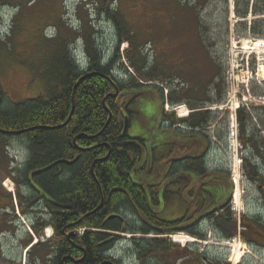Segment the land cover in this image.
<instances>
[{
    "label": "rangeland",
    "instance_id": "374dc122",
    "mask_svg": "<svg viewBox=\"0 0 264 264\" xmlns=\"http://www.w3.org/2000/svg\"><path fill=\"white\" fill-rule=\"evenodd\" d=\"M10 2L0 6V88L5 106H14L13 104L26 98L36 96L43 91L44 81L52 79L58 73V56L54 48L56 45L52 46V44L58 39L56 35L59 31L65 40L71 38L72 42V39L75 41L79 37V29L88 33L93 24L99 28L98 37L104 48L115 47L117 44L118 28L114 21L108 20L106 13H102L105 9L100 0H11ZM110 9H119L130 31L136 37V43L124 42L120 48L121 61L128 73L134 78H140V73L145 75L160 72L159 75L164 80L142 82L141 91H146L139 97V103L134 105L135 113L130 121L129 134L132 137L141 136L146 139L145 144L150 149L149 152L156 154L150 173L145 169L138 172L131 171L135 180L138 183L142 179L152 184L159 182L171 165L169 159L186 155V152H181L186 147L187 153L199 154L202 150L206 151L209 174L214 177L209 182L218 181L233 188L231 202L234 206L231 213L238 227L240 217H244V213L252 215L254 211L264 206V199L258 189L259 184L264 183V161L257 155H249V151L243 149L238 139L239 121L236 118L238 108L236 111L234 109L238 104V107L252 110L254 118L251 127L264 129L262 124L264 85L251 82L249 92L244 86L245 82L238 87L239 81H245L250 77L252 66L256 62L255 60L252 62V55L247 51L250 49L252 35L264 36V0H186V2L113 0ZM239 10L246 11V14L240 15ZM56 24L61 29H58ZM253 27L261 34H255ZM195 36L197 43L194 41ZM82 44V40H79V47ZM49 46L51 51L48 50ZM126 49H131L130 52L135 53L132 60L125 53ZM206 49L215 64L211 70L219 71L214 82L220 80L221 90L225 88L223 95L217 94L213 81L212 84L208 83L211 77L210 75L207 77L208 68L203 65ZM76 53L81 62H87L86 55L80 49ZM160 88L163 89L165 98L172 93L175 99H181L178 100L179 104L174 106L170 101H166L163 114ZM237 89L239 92L235 95ZM194 90H196L195 94ZM209 96L216 103L206 101ZM189 102L200 103L199 106H205L218 115L217 121L211 127L198 131L201 137H207L212 141L209 148H206L205 143L190 142L185 136L186 134L189 136L192 130L182 123L169 127L173 113L176 119H182L184 110L188 114L192 112ZM158 116H161L162 123ZM233 121L237 126V137L232 136V129L235 132ZM165 138L173 140V151L170 157L161 158L162 154H167L170 147ZM7 146L12 157L6 154ZM152 148L154 150H151ZM149 152H144V158L138 162L136 168L145 164ZM27 154L28 148L24 136H7L0 139V206L9 200L10 195L13 196L16 206L15 193L18 202H25V198L31 196L25 185L24 188H19L17 186L19 184L12 177H8L11 172V161L17 159L21 164L20 167L23 168ZM244 157H249V161H244ZM15 164H12L13 168ZM204 179L205 176L202 175L196 184L199 185ZM236 179L239 180V184L235 183ZM177 187V183L172 184V188ZM158 188L161 190L162 185ZM238 192L242 198L240 202H236L234 198ZM168 208L165 211L168 217L180 216L184 211V207L179 206L178 202L176 204L173 202L172 210ZM23 218L26 219L22 215V225L18 228V232L28 234L30 230H26L28 226ZM129 221L135 226L140 225L135 212L134 214L129 212ZM233 227L236 229L235 226ZM204 229H207L206 240L209 243L203 242L201 248L218 250L215 247H221L219 253L229 252L230 248L227 247L226 240L215 238L217 233L211 230V223L207 222ZM238 232L237 228L234 233L236 241L239 240ZM129 234H126L127 236L119 234L123 240L116 245L118 246L116 255H121V264H164L168 259L169 243L172 241L166 235L171 233L166 232L162 235L137 233L135 236ZM210 234L212 235L209 237ZM155 237L166 239L163 242L166 248L157 249L149 258L139 259L132 240L154 241ZM195 244L197 245V242H193L192 245ZM235 244L240 245L238 242ZM232 249L230 254H233V259L235 257L239 259L246 251L243 247L239 249L232 247ZM20 257L15 253L11 260L0 259V264L27 263L25 254Z\"/></svg>",
    "mask_w": 264,
    "mask_h": 264
},
{
    "label": "trees",
    "instance_id": "16d2710c",
    "mask_svg": "<svg viewBox=\"0 0 264 264\" xmlns=\"http://www.w3.org/2000/svg\"><path fill=\"white\" fill-rule=\"evenodd\" d=\"M10 1L0 0V6L10 4ZM100 1L105 9L102 13H106L109 21L116 23L119 31L115 47L104 48L98 37L99 28L93 24L88 33L79 29V37L75 41L72 39V42L71 38L65 40L59 31L56 35L58 39L52 44L56 45L54 48L58 56V73L52 79L44 81L42 92L8 107L4 104L0 88V139L24 136L28 148L27 162L17 170L24 177L28 172L40 171L38 182L43 189L44 201L49 210L54 211L47 223L53 221L58 230L62 222L64 225L75 224L78 228L86 227L83 235L79 236V243L85 248V253L81 250L75 253L77 262L73 264H111L106 255L120 237H111L105 230L143 235L170 233L175 224L173 217H168L165 211L168 207L172 210L176 196L179 206L184 207V216L189 222L222 218L223 222L229 224L221 211L230 204L233 189L218 181L210 183L214 177L209 174L206 151L202 150L199 154L187 153V147L181 151L186 152V155L169 159L171 165L159 182L152 184L142 179L138 183L135 180L131 171L145 169L150 173L156 154L149 152L146 139L129 134L130 121L135 113L134 105L139 103V97L146 91H141L142 82L164 80L159 75L160 72L145 75L140 73V78H134L128 73L121 61L120 48L124 42L136 43V37L119 9H110L113 0ZM238 13L245 15L246 11L239 10ZM55 26L61 29L58 24ZM252 29L255 34H261L256 28ZM79 40L83 42L82 51L87 57L86 69L77 66L75 62L73 47ZM194 41L197 43L196 36ZM48 50L51 51L50 46ZM130 51L131 49H126L125 53L132 60L135 53ZM205 53L204 67L212 63L207 72V77H211L208 83L212 84L213 81L217 94L223 95L225 88L221 90L220 80L214 82L219 71L211 70L215 67L214 60L208 50ZM116 71L119 74H115ZM117 89L119 93L114 96ZM160 95L162 114L166 101L174 106L181 100L175 99L172 93L165 98L162 88ZM205 100L216 103L211 96ZM199 105L200 103L189 102L193 112L182 119H176L174 113H171L169 127L182 123L192 130L189 136L184 135L190 142L205 143L206 148H209L212 141L201 137L198 131L211 127L218 115ZM158 117L162 123L161 116ZM253 118L252 110L245 107L238 109L240 142L243 149L249 151V155H257L264 161V135H261L264 129H253ZM126 119L128 126L125 130ZM262 122L264 124V120ZM165 139L170 147L161 158L170 157L173 151V140ZM145 151L149 152L145 164L136 168L144 158ZM7 154L12 155L10 151ZM243 159L249 161V157ZM202 175L205 179L197 185ZM175 183L178 184L176 189L172 188ZM159 185H162L161 190ZM129 212L138 215L139 226L130 224ZM226 212L231 214V210ZM112 213L125 214V222L121 219L106 222V218ZM217 213L221 217H215ZM182 218L184 217L180 219ZM228 227L230 230L233 225ZM231 231L234 233L233 229ZM153 240H132L140 259L153 256L159 248H166V245L163 246L166 239L155 237ZM70 249L74 247L71 246ZM167 262L168 259L164 264Z\"/></svg>",
    "mask_w": 264,
    "mask_h": 264
},
{
    "label": "flooded vegetation",
    "instance_id": "af4514ba",
    "mask_svg": "<svg viewBox=\"0 0 264 264\" xmlns=\"http://www.w3.org/2000/svg\"><path fill=\"white\" fill-rule=\"evenodd\" d=\"M11 172L8 177H12L19 188L25 185V188L29 191L31 196L25 198V202H18L17 194L15 193V201L13 196L8 197V201L4 202L0 206V259H10L17 253L19 256L27 257V263L24 264H73L77 262L74 254L80 250L85 253V248L79 243L80 232L75 224L64 225L61 223L60 230L54 227L52 223H47L51 216L54 214L53 210H49L46 204L45 196L42 192V188L39 185L38 175L40 171H31L26 174V177L21 175V171L17 168L10 166ZM24 188V187H23ZM33 189V193H32ZM258 189L261 191L262 199H264V183L259 184ZM35 190V193H34ZM176 192V190H175ZM176 195V194H175ZM232 195V193H231ZM1 196V194H0ZM178 197H175L174 203L176 204ZM224 206V205H223ZM233 208V204L230 198V204L224 206L221 211L223 218L229 220V224L223 222L222 218L217 219H202L201 221L189 222L183 213L180 216L173 217L174 226L171 233L174 239H171L170 250L168 256V264H264V206L254 211L252 215L244 213V217H240L239 225L237 227L236 220L232 217L233 213L228 214L227 210ZM24 215L25 222L27 224L26 230H30L28 234H20L18 228L22 225L20 216ZM124 216H126L124 214ZM221 217V214H216V217ZM49 217V218H47ZM179 217V218H178ZM181 217H184L180 219ZM181 221V222H179ZM127 222V221H126ZM211 223V230L217 233L215 238L226 240V245L229 247L228 251H222L221 247H215L218 250H212L208 247L201 248L203 242L206 244L209 241L207 238V229L205 224ZM123 223V222H122ZM127 224V223H125ZM235 226L232 227V225ZM17 225V227L15 226ZM124 225V224H123ZM223 225V228L221 227ZM231 226L234 230L241 228V234L236 241L234 233L229 230ZM49 227L52 228L53 233L48 234ZM225 227V229H224ZM225 230V231H224ZM228 231H230L228 233ZM108 235H118L120 231L107 230ZM232 234V235H231ZM212 234L209 235V237ZM193 239L194 241L187 240L188 242H181L182 238ZM16 238V239H15ZM120 240V238L118 239ZM118 242V241H117ZM193 242H197V245H192ZM240 243L239 247L246 249L238 259H233V254L230 252L235 248V243ZM242 243L244 245H242ZM217 244V243H213ZM221 245V244H219ZM242 245V246H241ZM73 246L74 249H70ZM115 246H112L113 249ZM110 249V250H111ZM109 250V251H110ZM108 251V252H109ZM20 257V258H21ZM111 264H121V261L115 258L112 254H107ZM71 263H69V261ZM14 261V260H12ZM21 263V262H20ZM19 263V264H20ZM143 264V263H142Z\"/></svg>",
    "mask_w": 264,
    "mask_h": 264
},
{
    "label": "built area",
    "instance_id": "2783aa9c",
    "mask_svg": "<svg viewBox=\"0 0 264 264\" xmlns=\"http://www.w3.org/2000/svg\"><path fill=\"white\" fill-rule=\"evenodd\" d=\"M250 53H252V59H254L256 62L255 66H252L250 77L245 80L247 86L251 79L257 80L258 82L264 81V37H252Z\"/></svg>",
    "mask_w": 264,
    "mask_h": 264
},
{
    "label": "bare ground",
    "instance_id": "6f19581e",
    "mask_svg": "<svg viewBox=\"0 0 264 264\" xmlns=\"http://www.w3.org/2000/svg\"><path fill=\"white\" fill-rule=\"evenodd\" d=\"M249 46H251V45H249ZM246 47H247V45H246ZM238 106H239V105L236 104L235 107H234V109L236 110V109L238 108ZM183 112H184V113H183V116L187 115L186 110H184ZM235 183H236V184H239V180L236 179V180H235ZM10 190H11V188H10ZM234 198H235L236 202H240L241 199H242V198L240 197V193H239V192L236 193V195H235ZM123 222H125V221H123ZM187 240H190L191 242L194 241L193 239H188V238H184V237H183V238L181 239V242H183V243H184L185 241L188 242ZM234 246H235L236 249H238V245H234Z\"/></svg>",
    "mask_w": 264,
    "mask_h": 264
},
{
    "label": "water",
    "instance_id": "95a60500",
    "mask_svg": "<svg viewBox=\"0 0 264 264\" xmlns=\"http://www.w3.org/2000/svg\"><path fill=\"white\" fill-rule=\"evenodd\" d=\"M118 93H119V89H117V92L115 94H113V95L116 96ZM127 126H128V119H126V122H125V130L127 129ZM18 132H20V131H18ZM111 219H121L122 221H125L124 216L122 214H120V213H112V214H110L106 218V222L108 220H111Z\"/></svg>",
    "mask_w": 264,
    "mask_h": 264
},
{
    "label": "crops",
    "instance_id": "0c3cea01",
    "mask_svg": "<svg viewBox=\"0 0 264 264\" xmlns=\"http://www.w3.org/2000/svg\"><path fill=\"white\" fill-rule=\"evenodd\" d=\"M210 65H212V63H211V64H209V65H206V68H208V69H209Z\"/></svg>",
    "mask_w": 264,
    "mask_h": 264
}]
</instances>
